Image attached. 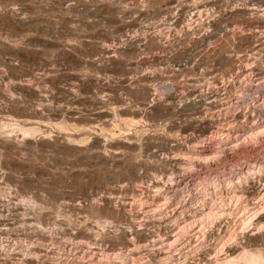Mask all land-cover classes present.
Returning a JSON list of instances; mask_svg holds the SVG:
<instances>
[{
	"label": "rangeland",
	"instance_id": "374dc122",
	"mask_svg": "<svg viewBox=\"0 0 264 264\" xmlns=\"http://www.w3.org/2000/svg\"><path fill=\"white\" fill-rule=\"evenodd\" d=\"M157 233L264 264V0H0V264Z\"/></svg>",
	"mask_w": 264,
	"mask_h": 264
},
{
	"label": "built area",
	"instance_id": "2783aa9c",
	"mask_svg": "<svg viewBox=\"0 0 264 264\" xmlns=\"http://www.w3.org/2000/svg\"><path fill=\"white\" fill-rule=\"evenodd\" d=\"M206 207H202L199 213L205 212ZM153 232H156L153 230ZM132 238H134L133 233H131ZM156 238L151 239L150 242L146 243L144 247V254L138 256H132L134 253L133 248L128 249V251L121 250L118 253L124 260V262L119 259H114L113 261L119 262L116 264H186L188 261L189 264H194L195 262L192 260L193 255L189 252V249L179 248L174 250L176 247L173 245L171 247L170 241H167V235H161V233H157ZM158 243H166L168 244L169 252H162L158 246Z\"/></svg>",
	"mask_w": 264,
	"mask_h": 264
}]
</instances>
